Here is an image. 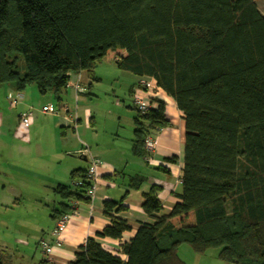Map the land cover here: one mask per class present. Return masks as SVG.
<instances>
[{
    "label": "trees",
    "instance_id": "obj_1",
    "mask_svg": "<svg viewBox=\"0 0 264 264\" xmlns=\"http://www.w3.org/2000/svg\"><path fill=\"white\" fill-rule=\"evenodd\" d=\"M115 51L123 52L113 59L118 70L153 79L182 113L179 202L161 215L160 187L152 185L141 194L149 222L121 246L124 261L87 239L68 264H186L181 246L195 255L215 250L226 264H264V15L255 0H0V86L16 93L34 86L59 101L74 74L100 82L95 69ZM133 89L131 154L142 158L145 140L154 143L152 134L171 121L158 99L141 114ZM144 182L135 175L129 188ZM87 187H55L63 203L50 218L84 200ZM124 199L102 202L110 222L97 237L119 240L131 231L113 216L128 210ZM188 212L194 226L170 223Z\"/></svg>",
    "mask_w": 264,
    "mask_h": 264
},
{
    "label": "crops",
    "instance_id": "obj_2",
    "mask_svg": "<svg viewBox=\"0 0 264 264\" xmlns=\"http://www.w3.org/2000/svg\"><path fill=\"white\" fill-rule=\"evenodd\" d=\"M258 1L263 2L264 0H255V3L257 4ZM256 6L258 11L264 15V3ZM73 76L75 80L78 79L80 82V92L78 94L74 92L70 83L72 84L75 80H70L66 90L59 95V101L51 94H40L34 86L27 87L22 93L14 92L9 86L3 85L5 88L0 86V95L2 96L0 99V124L4 118L3 99L7 102V97L10 95L20 96L14 108L8 106L9 110H15L16 112L17 128L15 132L25 133L27 136L26 141L29 140L30 135H33L38 140H44L50 143L53 152L57 148L62 149V153L65 154L66 159L75 160L72 156L78 157L80 160L79 163L77 162L73 169L67 171V176H69L71 171L86 170L87 168V162L80 154L82 143L88 146L92 155L100 159L102 163L101 168H99V178L94 199L91 202L84 201V199L68 203L70 211L66 215L69 217V221L59 237L54 236L52 233L57 220H52L51 218V225L46 228L49 234L41 239L37 237L39 243H45L51 246V254L45 256L40 248L43 256L42 259L33 256V254L24 256L17 247V264H25L26 262V264L29 262L30 264H41L42 262V264H68L73 260L74 254L84 245L87 239L95 240L106 252L118 256L124 261L125 256L120 252L121 246L133 237L141 224L149 222V219L141 209V194L147 192L152 185L160 187L158 198L162 204V212L167 210L168 214L172 207L179 202L176 194L181 191L180 180L182 175L184 130L181 119L182 113L176 108L173 101L156 87L154 80L151 78H139L137 86H134L133 96H137L148 102L154 99L164 102L166 105V114L171 121L169 128L152 134L154 150L149 155L150 160L147 162L145 159L147 156L146 153V156L142 158L133 157L131 154L133 122L127 132L123 131L119 125L113 126L108 130L112 133L107 140L99 139L97 136L98 132L93 133L94 140L91 139L92 136L89 137V129L93 128L95 130L97 125L92 118V113L85 106L80 107L79 103L80 100H84L89 95L92 87L88 88V85L91 81L85 73L74 74ZM96 77L101 81L103 80V77L100 75ZM42 104L51 105L56 111L55 114H41L32 123L29 121L26 127L19 124L18 117L21 113L27 111L29 107H38ZM74 114L77 119V133L70 128L65 120L67 115L73 116ZM17 152L19 157L31 154L28 145L21 143H17ZM171 156L177 157L175 164L163 160ZM80 162L86 163L85 169H80ZM158 166L166 168L169 174L166 175L156 170ZM23 171L24 169H17V175ZM52 175L51 173L48 175L51 190L58 185H64L57 182L58 180L53 178ZM135 175L145 178V182L139 190L129 188V179ZM44 177H47L46 174ZM69 182L68 179L66 185H69ZM177 186H179L178 191H176ZM12 189L10 186L2 187L4 196L1 198V201L7 198H17V202L24 198L29 199L28 195L24 196V193L18 186L17 191ZM111 190L115 194H112ZM123 197L125 198L124 205L127 206L128 210L120 214H114L113 216L126 221L131 231L125 232L119 240L97 237V232L109 225L110 222L103 214L102 202L105 200L118 201ZM184 220H187L188 224L189 222L191 223L189 226L195 225V219L191 212L171 218L170 223L175 228H179ZM12 254H7L5 247L0 245V259L3 264H14V261L9 260L14 258V256H8Z\"/></svg>",
    "mask_w": 264,
    "mask_h": 264
},
{
    "label": "rangeland",
    "instance_id": "obj_3",
    "mask_svg": "<svg viewBox=\"0 0 264 264\" xmlns=\"http://www.w3.org/2000/svg\"><path fill=\"white\" fill-rule=\"evenodd\" d=\"M263 3L264 1H258L256 5ZM117 54H122V51L108 52L101 64L96 67L95 76L100 75L103 80L100 82L91 81L92 88L89 95L79 103L80 107L85 106L92 113V118L97 125L95 130L90 128L88 132L89 137L92 136L93 140L95 139L94 132H98L99 139L107 140L112 133L108 130L113 126L119 125L126 132L132 126L135 113L130 109L132 99L129 90L131 87L137 86L139 78L115 67L113 59ZM71 80H75V77H71ZM76 82L80 83L78 79L73 81V83ZM10 96L13 97V95ZM43 105L49 104L29 107L35 110L29 119L30 123L40 117L38 109ZM3 106L4 118L0 124V245L5 247L7 254L13 253L8 255L14 256L9 260L17 264V247L24 256L33 254L40 259L43 258L40 249L42 243L38 242L37 237L41 239L49 234L46 228L51 225V211L53 209L60 210V204L63 203L57 195L52 193L48 175L53 174L52 176L58 180L57 182L66 185L67 171L73 169L80 160L76 156H72L75 160L66 159L62 149L57 148L53 152L50 143L38 140L33 135H30L29 140L26 141L25 133L15 132L17 128L15 110H9L4 99ZM17 143L28 145L31 154L19 157ZM85 168L86 163H81L80 169ZM17 169H24V171L17 175ZM3 186H10L15 191L18 186L24 196L28 195L29 199L24 198L17 202V198H7L1 201L4 196ZM178 189L179 186L176 187V191ZM111 193L115 194L113 190ZM166 214H168L167 210L161 213L163 216ZM190 224L184 220L179 228L192 227L189 226ZM177 254L180 260L186 264H226L217 259L215 250H210L204 255H195L187 246H181Z\"/></svg>",
    "mask_w": 264,
    "mask_h": 264
},
{
    "label": "built area",
    "instance_id": "obj_4",
    "mask_svg": "<svg viewBox=\"0 0 264 264\" xmlns=\"http://www.w3.org/2000/svg\"><path fill=\"white\" fill-rule=\"evenodd\" d=\"M70 86L73 88L76 94L81 90L78 82L72 83L70 84ZM18 99H20V96L18 95H15L13 97L8 96L7 97L8 106L10 108H14L18 102ZM134 102L136 104L137 110L141 114H144L148 110L153 109L154 106V104H150V102L144 101L139 97H136ZM34 112L35 110L29 108L27 112L21 113L18 117L19 124L25 127L28 126L29 119L33 116ZM38 112L43 115H51V114H55L56 111L51 105H43L38 109ZM65 120L69 124L70 128L73 129L75 133H77V125H76L77 119L75 114L73 116L67 115L65 117ZM144 150L147 153L145 159L147 162H149L150 160L149 155L154 150V143L150 139L145 140ZM80 154L82 157L85 158L87 162L86 172L82 178L70 181L69 185L71 188H81L84 184H86L88 187L85 190L84 199L91 202L95 197V190L99 178V168H101L102 163L100 159L92 155L90 149L84 143H82ZM68 221H69V217L67 215H64L61 218H59L55 223V227L52 232L53 235L59 237V235L64 231V228L68 223ZM40 247L45 256H49L51 254L52 249L50 245L42 243Z\"/></svg>",
    "mask_w": 264,
    "mask_h": 264
}]
</instances>
